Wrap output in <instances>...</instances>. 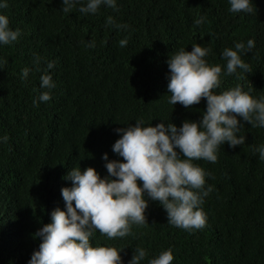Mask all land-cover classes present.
Listing matches in <instances>:
<instances>
[{"label": "trees", "instance_id": "obj_1", "mask_svg": "<svg viewBox=\"0 0 264 264\" xmlns=\"http://www.w3.org/2000/svg\"><path fill=\"white\" fill-rule=\"evenodd\" d=\"M0 264H264V0H0Z\"/></svg>", "mask_w": 264, "mask_h": 264}]
</instances>
